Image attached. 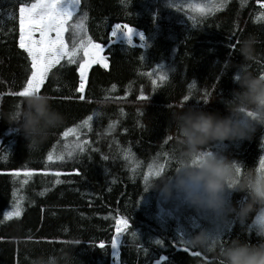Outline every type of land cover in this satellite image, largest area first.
<instances>
[{"label": "trees", "instance_id": "1", "mask_svg": "<svg viewBox=\"0 0 264 264\" xmlns=\"http://www.w3.org/2000/svg\"><path fill=\"white\" fill-rule=\"evenodd\" d=\"M26 2L34 0H0V112L22 99L17 93L31 73L18 43V8ZM262 4L264 0H80L68 25L82 18V34L103 46L108 65L88 70L83 100L76 91L81 51L74 63L63 58L49 69L40 92L51 97L64 123L39 148L28 149L21 132L0 120V264H30L32 257L69 239L78 244L72 250L78 264H114L111 239L120 218L127 227L120 233L118 264H153L163 255L162 264H199L204 254L192 255L199 250L180 240L201 228L209 230L205 221L212 218L178 196L165 201L155 191L145 192L144 173L153 163L165 164L168 171L174 167L165 155L174 146V109L226 114L220 98H228L236 85L235 69L223 64L241 62L239 44L249 34L256 37V46L247 68L264 74ZM204 5L222 6L202 14L197 9ZM117 23L141 32L143 44L109 41ZM80 35L71 27L65 31L69 50ZM205 92L208 99L218 98L204 104ZM67 129L74 131L64 136ZM208 150L258 167L264 128L251 140L209 145ZM226 195L232 204L243 196ZM17 201L20 216L6 218ZM250 220L222 224L213 233L221 235L223 244L233 238L256 244L255 231L245 233Z\"/></svg>", "mask_w": 264, "mask_h": 264}, {"label": "clouds", "instance_id": "2", "mask_svg": "<svg viewBox=\"0 0 264 264\" xmlns=\"http://www.w3.org/2000/svg\"><path fill=\"white\" fill-rule=\"evenodd\" d=\"M256 37L249 34L239 44V64L224 62L226 70L235 69L236 85L228 98H220L224 115L194 107L181 106L171 112L175 131L170 155L175 164L152 176L145 192L155 191L165 201L173 196L198 213L209 215L221 224L236 222L255 231L259 242L233 238L219 248L214 241L219 233L201 228L184 239V245L199 250L204 258L199 264H264V169L245 167L240 161L221 151L208 150L209 145L251 140L258 128H264V75L248 70L254 59ZM225 70V71H226ZM218 97H209L207 104ZM0 120L15 126L27 142L28 149L39 148L64 123V115L52 105L44 92L25 95L10 111L0 112ZM242 193L240 201L232 204L228 192ZM73 240L59 248L31 258L30 264H78L72 250ZM211 254V259H207Z\"/></svg>", "mask_w": 264, "mask_h": 264}, {"label": "snow or ice", "instance_id": "3", "mask_svg": "<svg viewBox=\"0 0 264 264\" xmlns=\"http://www.w3.org/2000/svg\"><path fill=\"white\" fill-rule=\"evenodd\" d=\"M80 4V0H34L31 3H21L18 8V25H19V37L18 43L19 47L27 54V59L30 61L31 73L26 78V83L22 85L21 90L17 93L19 96L24 97L25 95L31 94L33 92H40L41 85L44 83L45 78L48 75L49 69L52 68L54 64H58L61 59L66 58L68 63H74L76 60L77 51L83 53L80 58L79 67L77 69L79 73V87L76 91L80 93V99H84L85 91V75L90 65L92 64H102L107 67L105 63V57L101 55L103 47L99 43H94L91 38L86 37L82 33L84 32L82 18L75 24L68 25V21L73 18V14L76 12L77 6ZM222 5L213 6H199L198 11L202 14L204 12H211ZM261 17H264V12H262ZM71 27L75 33L77 30L81 33L79 43H73L71 50L68 49L64 40V33ZM133 28L128 25H121L119 23L112 27L111 35L109 41L113 37H116L118 33L123 34L127 37L128 44H132ZM55 33L54 36L50 35ZM38 34V36L36 35ZM140 40L144 41V36L140 34ZM143 46V45H141ZM233 49L235 45H231ZM264 75V74H260ZM159 79L161 81L166 79V76L160 75ZM153 85L156 81H152ZM192 85L189 86L191 89ZM191 93H189L190 95ZM189 95H184L183 100L185 102L189 101ZM204 102L208 100V93L205 92L202 97ZM91 120L92 117L87 118ZM73 129H67L63 135L68 136ZM67 147V146H66ZM69 157H71L72 152H68ZM170 156V154H165ZM52 159L51 154L48 157ZM62 159L63 157H58ZM149 171L144 173V180L147 182L150 176H158L165 169V164L153 163L148 166ZM264 169V156H261L259 161V166L257 170L260 171ZM59 175V173H57ZM21 214V207L19 202L14 203L12 211L6 212L5 217L16 216L19 217ZM121 224L127 227L126 220H117L116 232L117 235L113 236L111 239V249L114 255L117 253L118 245L121 242ZM136 233L133 232L132 236L135 237ZM220 238L214 241L219 248H223V243H220ZM156 244H161V240L157 239ZM180 243L184 245V239L180 240ZM100 247H104L103 241L100 243ZM187 250V249H185ZM194 256H201L200 251L192 252ZM164 257H161L163 260Z\"/></svg>", "mask_w": 264, "mask_h": 264}, {"label": "rangeland", "instance_id": "4", "mask_svg": "<svg viewBox=\"0 0 264 264\" xmlns=\"http://www.w3.org/2000/svg\"><path fill=\"white\" fill-rule=\"evenodd\" d=\"M79 7V5L77 6V8ZM262 7H264V5L262 4ZM77 10V9H76ZM122 25V24H121ZM133 30H134V32H133V35H132V43L133 44H143V41H141L140 40V34H142L141 32H139V31H137V30H135L134 28H133ZM37 36H38V34H36ZM50 35H52V36H54L55 35V33H51ZM143 35V34H142ZM144 39H145V36H144ZM113 41H114V43H119V42H125V43H128L127 42V37H125L123 34H121V33H118L117 35H116V37H113ZM103 47V46H102ZM103 51H104V49H103ZM103 51H102V53H101V55H103L104 57H105V55L103 54ZM105 63L108 65V62H107V59H106V57H105ZM96 64H99V63H96ZM94 64H92V65H90L89 66V68H88V70L91 68V66H93ZM102 65V64H101ZM104 66V65H103ZM88 70H87V72H88ZM86 72V75H85V82H86V80H87V75H88V73ZM175 199H176V197H175ZM176 200H178V199H176ZM179 201V200H178ZM211 218V217H210ZM119 220H123V219H119ZM214 219H211V221H205L206 222V224L208 225V227H209V231L210 232H214V231H216L219 227H221L222 226V224L221 223H219V222H217V221H213ZM121 226V231L123 230V228H124V225L123 224H121L120 225ZM116 235H117V232H116ZM120 235V234H119ZM117 255H114V264H118L117 263V257H116ZM156 261V260H155ZM155 261H154V263H155Z\"/></svg>", "mask_w": 264, "mask_h": 264}, {"label": "water", "instance_id": "5", "mask_svg": "<svg viewBox=\"0 0 264 264\" xmlns=\"http://www.w3.org/2000/svg\"><path fill=\"white\" fill-rule=\"evenodd\" d=\"M161 257H164V259L161 260ZM161 257L159 259H157L154 264H162L164 261H166L167 258L164 255Z\"/></svg>", "mask_w": 264, "mask_h": 264}, {"label": "bare ground", "instance_id": "6", "mask_svg": "<svg viewBox=\"0 0 264 264\" xmlns=\"http://www.w3.org/2000/svg\"><path fill=\"white\" fill-rule=\"evenodd\" d=\"M155 261V260H154ZM154 261H153V264H154Z\"/></svg>", "mask_w": 264, "mask_h": 264}]
</instances>
